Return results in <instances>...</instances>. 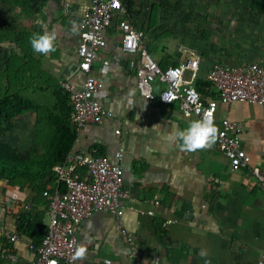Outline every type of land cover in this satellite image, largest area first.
Returning <instances> with one entry per match:
<instances>
[{
	"label": "crops",
	"instance_id": "crops-1",
	"mask_svg": "<svg viewBox=\"0 0 264 264\" xmlns=\"http://www.w3.org/2000/svg\"><path fill=\"white\" fill-rule=\"evenodd\" d=\"M103 57L109 66L95 67L94 75L103 83L98 100L112 117L100 126L84 128L72 147L89 152L96 145L103 155L108 154L114 146L112 131L119 129L124 188L132 200L122 201L121 222L134 238L141 264H205V260L210 264H264V192L249 171L257 167L264 179V106L241 102L218 105L215 125L219 128L222 118L236 122L241 148L249 157L248 168L232 169L213 145L189 152L179 142H169L173 127L185 128L196 118L183 117L173 106L141 98L134 71H125L123 59L131 57ZM75 64L76 57L64 79L76 77ZM201 64L208 67L203 57ZM124 74L132 77L130 90L124 87ZM130 93L133 105H129ZM155 197L159 206L149 216L146 211ZM42 201L25 188L19 190L0 181V225L14 231L13 218L4 215L8 202L32 216L39 215L44 224ZM76 238V249L84 246L87 253L71 264H130L113 217L107 213L94 212L84 219ZM27 242L20 234L12 245L18 264L31 260ZM201 252L207 255L201 256Z\"/></svg>",
	"mask_w": 264,
	"mask_h": 264
},
{
	"label": "built area",
	"instance_id": "built-area-1",
	"mask_svg": "<svg viewBox=\"0 0 264 264\" xmlns=\"http://www.w3.org/2000/svg\"><path fill=\"white\" fill-rule=\"evenodd\" d=\"M76 9V77L59 83L69 108V125L75 133L72 145L84 128L100 126L112 117L98 100L103 83L94 75L95 67L109 66L103 56L134 58L138 95L149 102L173 106L183 117L201 119L206 111H211L215 123L218 105L241 102L264 106V60L246 63L218 60L203 68L202 54L188 51L175 63L160 66L147 51L145 31L127 17L120 0H89ZM59 13L64 17L70 15L68 1L60 3ZM197 80L209 86L199 92L195 88ZM218 123L214 149L230 168H248L249 157L240 145L239 125L227 118ZM112 135L114 146L108 148L110 153L95 155L94 150L82 152L71 146L62 160L51 167V181L41 192L45 201L44 235L37 245L25 244L32 256L29 264L73 263L77 231L82 221L94 212L113 217L126 258L130 264H141L134 238L121 222L122 201L130 199L124 188L121 166L123 139L118 128L113 129ZM249 171L264 192V179L259 169L251 167ZM158 206L159 200L155 197L146 214L153 216ZM19 236L20 233L0 225L1 264H18L12 245Z\"/></svg>",
	"mask_w": 264,
	"mask_h": 264
},
{
	"label": "rangeland",
	"instance_id": "rangeland-1",
	"mask_svg": "<svg viewBox=\"0 0 264 264\" xmlns=\"http://www.w3.org/2000/svg\"><path fill=\"white\" fill-rule=\"evenodd\" d=\"M63 0H0V97L20 95L38 107L0 121V157L39 170L50 149V117L59 115V83L75 62L76 7L89 0H67L69 16L59 13ZM126 15L145 31V44L159 65L173 64L188 51L202 54L205 64L223 60L241 63L264 57V0H120ZM57 31L55 51L35 53L33 32ZM134 58H125V71H134ZM102 70L100 72H104ZM124 87L132 77L124 74ZM19 190L33 185L16 179ZM1 264V260H0Z\"/></svg>",
	"mask_w": 264,
	"mask_h": 264
},
{
	"label": "trees",
	"instance_id": "trees-1",
	"mask_svg": "<svg viewBox=\"0 0 264 264\" xmlns=\"http://www.w3.org/2000/svg\"><path fill=\"white\" fill-rule=\"evenodd\" d=\"M208 86L207 82L195 81V88L199 92H202ZM58 99L63 108L59 115L50 117V123L53 128L50 149L44 156L40 169L30 171L20 162L0 157V181L4 182L7 186H16V179L30 182L33 185L32 193L34 196H39L42 200L41 192L44 190L46 184L51 181V167L62 160L64 154L71 148L75 138V133L68 121L69 108L66 104L65 95L62 93ZM37 107L38 105L32 99L24 96L11 95L0 97V121L8 120L23 112L34 110ZM92 148L95 155H103L101 148L96 145H93ZM42 204L45 205L44 200ZM4 215L13 218L15 232L20 233L32 245L39 243L44 235V226L40 222L39 215L32 216L28 210H23L21 206L13 202H8V205L4 206Z\"/></svg>",
	"mask_w": 264,
	"mask_h": 264
},
{
	"label": "clouds",
	"instance_id": "clouds-1",
	"mask_svg": "<svg viewBox=\"0 0 264 264\" xmlns=\"http://www.w3.org/2000/svg\"><path fill=\"white\" fill-rule=\"evenodd\" d=\"M37 23L43 31L31 34L29 37L30 46L35 53L46 56L56 50L57 31L55 29L48 30L47 24L42 20H38ZM76 30L74 24L72 31L75 32ZM131 95L130 93L129 105L134 103ZM218 132V127L214 123L213 113L206 111L201 119L192 120L185 128L173 127L167 136V140L169 142H179L183 150L194 152L212 146L217 140ZM86 253L87 249L84 246L78 247L73 255V260L84 258ZM200 255L206 256L207 253L201 252ZM52 264H55V262H52ZM205 264H210V261L205 260Z\"/></svg>",
	"mask_w": 264,
	"mask_h": 264
}]
</instances>
